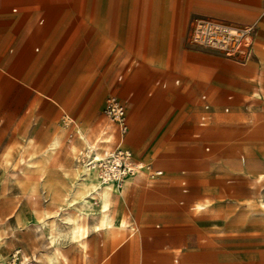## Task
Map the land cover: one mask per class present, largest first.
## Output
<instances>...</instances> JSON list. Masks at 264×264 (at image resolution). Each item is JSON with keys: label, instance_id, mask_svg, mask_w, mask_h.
<instances>
[{"label": "rangeland", "instance_id": "374dc122", "mask_svg": "<svg viewBox=\"0 0 264 264\" xmlns=\"http://www.w3.org/2000/svg\"><path fill=\"white\" fill-rule=\"evenodd\" d=\"M105 5L113 32L103 20ZM18 6L28 8L24 15L12 14ZM228 10L247 19L222 14ZM42 15L47 22L39 26ZM203 17L257 28L248 67L194 39ZM151 37L158 44L152 64ZM134 58L140 66L127 72ZM159 78L181 82L150 94ZM131 92L124 146L164 175H134L123 196L113 195L112 209L119 206L130 227L93 231L80 244L63 212L56 219L62 234L50 232L44 213H61L52 195L60 190L41 180L74 183L85 148L76 134L81 123L88 126L86 140L105 133L102 149H114L118 129L104 114V101ZM203 94L212 104L205 127ZM62 131V145L44 151L49 134ZM41 161L45 173L36 172ZM182 170L189 180L184 196ZM260 174L264 0H0V264H64L56 247L67 264H264Z\"/></svg>", "mask_w": 264, "mask_h": 264}, {"label": "built area", "instance_id": "2783aa9c", "mask_svg": "<svg viewBox=\"0 0 264 264\" xmlns=\"http://www.w3.org/2000/svg\"><path fill=\"white\" fill-rule=\"evenodd\" d=\"M257 28L252 25H233L225 20L203 17L198 19L194 29V39L201 45L221 50L228 58H241L239 63L246 64L254 56ZM179 81H176L178 84ZM166 87V84H163ZM205 113L200 117V125L205 127L211 120L209 111L211 105L206 95L201 96ZM229 111V107L225 109ZM104 114L117 126L118 143L110 152L101 151V159L96 155V149L84 148L80 153L81 162L90 169H98L104 183L115 182L122 185L128 175L148 176L155 180L164 175L161 169H154L151 165L134 159L132 152L124 147L125 136L129 131L128 102L116 96H108L104 104ZM87 126H79L76 134L83 140L87 134ZM107 142H101L106 144ZM210 148H207L209 151ZM183 191L187 192L184 180Z\"/></svg>", "mask_w": 264, "mask_h": 264}, {"label": "bare ground", "instance_id": "6f19581e", "mask_svg": "<svg viewBox=\"0 0 264 264\" xmlns=\"http://www.w3.org/2000/svg\"><path fill=\"white\" fill-rule=\"evenodd\" d=\"M109 10V6L105 5L103 7V13H101L103 20H105V23L108 25L107 30L113 32L114 19H111L108 16ZM55 145H59V142ZM96 155L101 159V155H99L97 151ZM79 163H81L87 171H93L81 162L80 159ZM77 169L74 183L68 190H65L64 192L53 190L55 192H53L52 195H54L55 199L59 202V210L61 213L58 212L55 217H51L47 212L44 213V218L51 220L50 232L56 231L58 235L62 234V230L58 226L56 219L59 218L63 212L66 216L61 219L62 222L70 229L71 238L79 241L80 244L85 243V239L89 236L91 228L100 229L102 231L112 229L114 227L125 229L130 227L131 224L128 219L118 217L119 210L111 212V204L115 193L119 196L124 195L127 184L134 175L126 176L124 178V182L120 185L115 182L104 183L98 169H95L96 171H93V173L86 172L85 176H82V171L80 172L79 166H77ZM259 176L260 179L264 178L263 174H260ZM97 204L101 205L99 210H97ZM261 204H264L263 196H261ZM262 206L264 207V205ZM200 208H202V205H200ZM55 250L58 259H60L64 264H67L68 257L63 253L62 249L60 247H56Z\"/></svg>", "mask_w": 264, "mask_h": 264}, {"label": "crops", "instance_id": "0c3cea01", "mask_svg": "<svg viewBox=\"0 0 264 264\" xmlns=\"http://www.w3.org/2000/svg\"><path fill=\"white\" fill-rule=\"evenodd\" d=\"M21 1H27V0H21ZM238 1H241V0H238ZM99 8H100V10H101V6L99 5ZM12 14H18V13H20L21 15H24V13L26 12V10H28V8L26 7V6H18V7H13L12 9ZM224 13V15L226 14L227 16H229V17H232V18H235V19H238V20H246L247 18H245V16L241 13V12H239V11H236V10H228V11H226V12H222V14ZM222 20V19H221ZM226 21V20H225ZM46 22H47V19H46V17L44 16V15H42L39 19H38V25L39 26H43V25H45L46 24ZM241 26H247V25H249L248 23H239ZM102 25V24H101ZM102 27H103V32H104V34L105 35H107V36H109L108 34H107V31L105 30V26L104 25H102ZM121 35V29H120V27H119V31H118V35H117V37L118 36H120ZM154 37V36H153ZM153 37H151L150 38V41H149V43H148V47H147V54H148V56H147V60H148V62L149 63H155V61L157 60V55H156V53H157V51H158V44L156 43V41L153 39ZM260 36H259V31H257V36H256V42H255V46H254V51H256L257 50V41H258V38H259ZM153 47V48H152ZM153 49L152 50V52L150 51V49ZM14 51V48H11L10 49V52H13ZM33 51H34V53H39L40 51H41V46L40 45H37V46H35L34 48H33ZM116 52L117 53H119V50L117 51L116 50ZM115 52V53H116ZM151 52V53H150ZM256 54H257V52H255ZM149 54H151V60L152 61H149ZM255 54V55H256ZM250 63V59H249V61L246 63V64H244L245 66H247L248 64ZM140 66V61L138 60V59H136V58H134V59H132V63L126 68V71L127 72H130L132 69H136V68H138ZM248 67V66H247ZM124 75H125V72H122V73H120L119 74V76H118V80L119 81H121L122 80V78L124 77ZM176 81H179V83L178 84H176ZM180 82H181V79H179V78H176V79H173L172 81H167V80H162V79H156L154 82H153V86H152V88L150 89V94H152L156 89H159V88H161V89H168L169 87H170V85H173V86H175V87H177V86H179L180 85ZM163 84H166V87H164L163 86ZM203 95H206V94H203ZM110 96V95H109ZM133 96V92H131L130 94H129V96H128V98H123V99H125V100H127V102H128V104H129V101H130V99H131V97ZM207 96V95H206ZM108 97V96H107ZM106 97V98H107ZM106 98H105V100H106ZM201 101H202V99H201ZM208 102L210 103V105H211V107H212V104H211V101L208 99ZM203 103V102H202ZM104 104H105V101H104ZM81 126H87V124H84V123H81ZM201 126V125H200ZM88 127V126H87ZM103 134H105V133H103ZM99 135V136H97L94 140H92V142L91 141H88V140H86V137H84L83 138V140H82V142H83V144H84V146L86 147V148H94V149H96L97 150V152L99 153V155H101V151H99V149H101V142H108V139H106L105 137H104V135ZM49 137L52 139V141L50 142V145L46 148V150H44V151H54V150H56L59 146H61L62 145V142H63V137H64V133H63V131L61 132V133H59V134H56L55 136H52V134H49ZM103 137V138H102ZM101 139V140H100ZM57 142H60V144L59 145H55ZM99 142V143H98ZM96 146H95V145ZM99 144H100V146H99ZM92 145H93V147H92ZM98 145V146H97ZM125 145V144H124ZM89 146V147H88ZM104 146V145H103ZM109 147V145H107L105 148L106 149H104V151H103V153H105V152H107V153H109L110 152V148H108ZM125 147V146H124ZM210 150V149H209ZM34 151H38V149H35ZM109 151V152H108ZM208 151V150H207ZM45 164L43 163V161H41L40 162V164H39V166L37 167L38 169H36V172H40V173H42V172H44L45 173ZM79 166V168H81V171L83 172L84 171V173L86 174V172H89V173H93V171H96V170H93V171H87L84 167H83V165L82 164H79L78 165ZM81 166V167H80ZM35 168V167H34ZM34 170V169H33ZM162 170V169H161ZM243 170V173H245V174H248L249 172H248V170H247V168H243L242 169ZM164 171V170H163ZM83 174V173H82ZM75 175V174H74ZM74 175H72V176H74ZM71 177V176H70ZM180 186H181V191H182V194H183V196L184 195H186L188 192H189V180L187 179V177H186V171L185 170H182L181 172H180ZM41 180V179H40ZM186 181V183H187V188H188V191L187 192H184L183 191V184H182V182L183 181ZM41 181H46V186L48 187V189H53V188H56V189H59L61 192H64L65 191V189H68L70 186H69V184H68V182L65 184V185H63V186H61L60 184H57V183H55V182H53L52 181V179H50L49 178V176H45V180H41ZM256 182V181H255ZM131 183V181L127 184V188H128V185ZM126 188V189H127ZM50 193V192H49ZM51 194V193H50ZM260 196V195H259ZM258 196V197H259ZM114 197H113V202H112V204H111V212H114V211H116V210H120V208H119V206H116L114 209H112V207H113V204H114ZM184 202H185V200L184 199H181L180 201H179V203L182 205V204H184ZM118 217H120V212L118 211ZM93 231H101L100 229H96V228H91V231H90V233L91 232H93ZM89 233V234H90Z\"/></svg>", "mask_w": 264, "mask_h": 264}]
</instances>
